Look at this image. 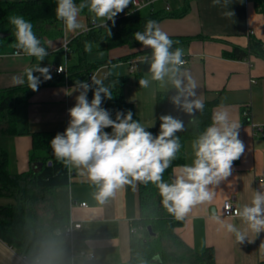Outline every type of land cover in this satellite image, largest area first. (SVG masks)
<instances>
[{
  "label": "crops",
  "instance_id": "obj_1",
  "mask_svg": "<svg viewBox=\"0 0 264 264\" xmlns=\"http://www.w3.org/2000/svg\"><path fill=\"white\" fill-rule=\"evenodd\" d=\"M17 1L27 0H0ZM142 1L150 3L140 9L151 7L155 11L176 13L177 16L159 21V27L169 36L192 38L182 48L185 53L183 59L187 61L184 68L198 84L197 96L204 102L214 103L212 114L221 109L229 112L240 125L238 138L245 145V151L233 162L232 175L214 189L216 196L213 202L193 207L180 220L177 232L197 252L212 248L217 264H262L264 232L255 234L248 231L245 242L238 244L234 234L228 233L213 213H217L224 223H233L244 230L246 225L239 217L224 216L223 204L231 200L240 208L251 203L254 191L264 190L261 188L264 185V56L252 53L243 59L232 57L235 48L248 49L252 40L264 43V14L258 9L256 0H221L215 7L212 0H190L185 12V0ZM74 2L79 4L77 0ZM125 10L114 20L121 18ZM228 12L233 15H226ZM92 20L105 24L88 10L81 12L78 21L83 28L68 32L64 26L63 37L48 40L43 45L48 55L41 62L25 54L16 55L13 44L0 41V88L27 84L25 70L38 63L40 67H49L50 80L56 82L42 87L26 103L18 105L16 121L21 134L0 138V147L9 151L19 173L30 168L33 133L64 132L68 126V109L75 105L79 92L73 91L75 84H69L67 78L63 80V74H56L54 68L65 63V42L70 43L82 34ZM108 23L112 21H106ZM105 53L99 61L107 57L129 58L104 65L95 73L96 78L100 71L125 78L123 91L126 100L133 104L143 126L155 127L157 93L175 89L171 85L161 88L158 82H153L150 88H140L139 79L148 74L149 65L139 58L150 56L151 51L137 55L136 49L121 46ZM67 59L69 66L72 62L70 52ZM34 75L44 79L38 72ZM13 76H22L24 83L14 84ZM245 111H248V116H244ZM193 140L184 144L185 161L182 165L192 164ZM69 167V184L53 188L51 192L56 208L67 214L69 224H81V228L75 231L72 244L75 264H127L131 259L132 228L140 215L138 182L134 188L126 185L100 203L95 199L98 188L88 178L86 169L70 164ZM4 200L0 197V204H4ZM83 202L87 207L80 205ZM24 258L0 239V264H25Z\"/></svg>",
  "mask_w": 264,
  "mask_h": 264
},
{
  "label": "clouds",
  "instance_id": "obj_2",
  "mask_svg": "<svg viewBox=\"0 0 264 264\" xmlns=\"http://www.w3.org/2000/svg\"><path fill=\"white\" fill-rule=\"evenodd\" d=\"M131 3L132 0H81L77 4L74 0H57L55 14L68 32H74L83 28L78 16L84 9L104 21L102 26H107L106 21H112L114 25V18ZM220 3L221 0H212L214 7ZM226 15L233 14L228 12ZM9 22L15 28L16 55L22 52L35 57L38 62L43 61L48 52L41 46L32 23L18 15L10 16ZM133 37L143 47L151 49L150 56L139 58L149 65L148 74L139 79L140 88H150L153 82H158L161 88L171 85L175 95L169 99L178 110L188 116L203 112L205 105L197 96V81L184 68L183 48L173 50L174 41L155 20H148L144 31H136ZM91 50L92 45L86 42L85 51ZM57 71L63 69L60 67ZM34 72L40 73L44 80L52 77L49 67H40L39 63L26 69L24 75L28 88L38 91L41 80ZM12 81L23 84L24 78L13 76ZM93 85V98L89 102L87 93ZM73 91L79 94L75 105L68 109V126L50 140V147L57 161L86 169L88 178L98 188L95 199L100 203L126 185L134 188L137 182L151 183L158 190L165 211L182 220L193 207L213 202L216 196L214 189L232 175L233 162L245 151L244 143L238 138L240 125L227 110H217L212 114V123L192 141V164L173 168L174 178L167 182L163 174L181 149L176 133L184 130L182 120L172 115H161L159 133L154 136L133 119L131 110L117 111L115 119L111 118L110 111L101 105L104 98L112 99L113 94L102 80L92 77V84L77 80ZM107 128L112 129L111 133L104 131ZM261 188L264 189V185ZM225 208L230 206L226 204ZM213 215L228 233L234 234L238 244H243L248 231L255 234L264 232V190L254 191L251 203L236 210L235 215L246 225L244 230L233 223H224L215 212Z\"/></svg>",
  "mask_w": 264,
  "mask_h": 264
},
{
  "label": "trees",
  "instance_id": "obj_3",
  "mask_svg": "<svg viewBox=\"0 0 264 264\" xmlns=\"http://www.w3.org/2000/svg\"><path fill=\"white\" fill-rule=\"evenodd\" d=\"M189 1L185 0L184 12ZM77 2L80 3L81 0ZM256 3L260 12L264 14V0H256ZM56 6L57 0L0 2V34H6V37H0V41L15 44V28L9 22V17L13 15L23 16L32 23L34 33L41 40V46L48 40L63 37V22L56 18ZM174 16H177L176 13L155 11L151 7L138 9L130 4L125 14L117 19L114 25L108 23L107 26H102L103 24L95 20L98 26L76 36L69 43L72 62L66 73H62L63 80L67 78L71 85L77 80L92 84L91 74H95L104 65L126 61L129 58L107 57L103 61L90 62L87 58L90 52L85 51L86 42L92 45L91 52L99 50L107 52L116 47L128 46L137 50L135 54H144L151 49H146L137 42L133 33L144 31L148 20H155L158 23L164 18ZM169 37L174 41L173 50L192 41L190 37ZM252 53L264 56V43L252 40L248 49L235 48L232 57L243 59ZM40 80L38 90L56 83L52 80ZM100 80L113 94L112 99L104 98L101 105L110 111L111 118L115 119L117 111L131 110L134 114L133 119L140 122L133 104L124 96L125 78L108 72ZM94 88L95 85L87 93L89 102L93 98ZM36 92L28 88V84L0 88V138H11L21 134L17 129V107L21 103H26ZM172 95H175V91L157 93V125L144 126L155 136L159 133L161 115H172L184 122V130L176 133L180 138L181 149L177 153V158L163 174V179L167 182L174 178L173 168L184 164L185 142L195 139L212 123L214 107V103L204 102L203 112L197 111L193 116H188L170 102L169 98ZM104 131L111 133L112 129L107 128ZM57 133L63 132L32 134L30 168L21 173L15 170L14 159L9 151L0 147V197L13 200L11 203L0 204V239L20 252L31 264H75L71 241L65 236V227L69 224L68 216L56 208L51 192L53 188L69 184L71 175L69 165L57 161L52 153L50 140ZM138 191L140 215L134 222V227L138 231L133 233L131 259L127 264H217L212 248L197 252L180 237L177 228L181 221L169 215L162 207L155 185L138 182ZM149 226L156 235L149 233ZM58 229L61 230L60 234L57 233ZM157 256L159 259H154Z\"/></svg>",
  "mask_w": 264,
  "mask_h": 264
},
{
  "label": "built area",
  "instance_id": "obj_4",
  "mask_svg": "<svg viewBox=\"0 0 264 264\" xmlns=\"http://www.w3.org/2000/svg\"><path fill=\"white\" fill-rule=\"evenodd\" d=\"M150 2H144V1H142V0H132V5L135 7V8H138V9H140V8H143L145 5H148ZM129 7V6H128ZM127 7V8H128ZM96 26H98V24L97 23H94V22H92L91 24H90V26L88 27V28H86L85 30H84V32H88L91 28H93V27H96ZM83 32V33H84ZM63 50H64V53H65V56H66V59H67V57H68V55H69V42H65V44L63 45ZM18 51V50H17ZM17 51L15 52V54L17 53ZM23 53L21 52L20 53V55H22ZM186 61V60H185ZM67 63L68 62H66V64H63V65H58V66H56L55 68H54V71L56 72V74H62V73H66V71H67ZM186 64H187V61H186ZM62 68L63 69V71H60V72H58L57 71V69L58 68ZM96 75L95 74H91V79H92V77H95ZM248 111H245L244 112V116H248ZM259 130H262V128H258ZM229 205L230 206V208H228V209H226L225 208V205ZM82 207H87V203L86 202H83V203H81L80 204ZM239 207L237 206V205H235L231 200H226L225 202H224V204H223V214H224V216L225 217H237L236 215H235V212H236V210L238 209ZM81 228V224L80 223H76V224H69V225H67L66 227H65V236L71 241V244H73V241H74V238H75V231L77 230V229H80ZM138 231V229L137 228H135V227H133L132 228V233H136ZM24 261H25V264H31L26 258H24Z\"/></svg>",
  "mask_w": 264,
  "mask_h": 264
},
{
  "label": "rangeland",
  "instance_id": "obj_5",
  "mask_svg": "<svg viewBox=\"0 0 264 264\" xmlns=\"http://www.w3.org/2000/svg\"><path fill=\"white\" fill-rule=\"evenodd\" d=\"M169 1V0H168ZM264 17V16H263ZM63 27H64V24H63ZM87 28V27H86ZM106 51H101V50H99V51H94V52H90V53H88V56H87V58H88V60L90 61V62H97V61H99V59H101V56H102V54H105L106 55V53H105ZM106 57V56H105ZM66 62H68V59H66L65 60V63L64 64H66ZM97 72V71H96ZM95 72V73H96ZM105 71H100V72H98V74H97V77H98V79H102L103 78V76L105 75ZM4 199H6V200H4V204H7V202H12V200L10 199H8V198H5V197H3Z\"/></svg>",
  "mask_w": 264,
  "mask_h": 264
},
{
  "label": "water",
  "instance_id": "obj_6",
  "mask_svg": "<svg viewBox=\"0 0 264 264\" xmlns=\"http://www.w3.org/2000/svg\"><path fill=\"white\" fill-rule=\"evenodd\" d=\"M0 37H2V38H3V37H6V34H0ZM49 164H51V162H49ZM148 231H149V233H150L151 235H156V234L153 232L151 226L148 227ZM57 233L60 234V233H61V230L58 229V230H57Z\"/></svg>",
  "mask_w": 264,
  "mask_h": 264
}]
</instances>
